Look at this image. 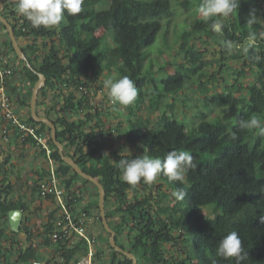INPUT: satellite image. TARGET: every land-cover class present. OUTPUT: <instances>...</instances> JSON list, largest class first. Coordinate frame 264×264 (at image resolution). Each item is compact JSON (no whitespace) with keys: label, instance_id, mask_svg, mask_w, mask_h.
I'll return each mask as SVG.
<instances>
[{"label":"trees","instance_id":"1","mask_svg":"<svg viewBox=\"0 0 264 264\" xmlns=\"http://www.w3.org/2000/svg\"><path fill=\"white\" fill-rule=\"evenodd\" d=\"M16 3L0 0V13L11 22L18 40H28L22 48L31 68L15 53L6 28L0 24L7 33L3 47L15 56L12 61H17L22 80L30 83L19 97L20 105L28 108L23 120L45 133L56 171L65 176L67 190L82 200L90 185L98 196L97 187L63 161L49 127L30 115L32 88L42 73L46 83L39 92L38 105H45L41 114L56 124L65 153L102 183L106 215L118 245L132 252L137 264H235L234 258L225 259L216 251L220 240L235 231L248 253V260L240 264H264V135L259 129L239 126L252 116L264 126V0H239L230 17L208 21L199 11L204 0H198L196 20L186 18L174 45L169 42L173 21L170 0H85L83 12L75 16L65 13L64 20L51 29L34 28L16 11ZM252 16L255 20L249 23ZM215 20L221 23V32L213 30ZM158 39L160 45H156ZM210 39L222 57L219 67L230 69V80L225 81L222 92L208 97L212 82L203 80L208 74L203 66L204 53L196 48ZM228 43L232 45L230 51L225 47ZM176 45L175 54L183 55L184 62L170 55ZM230 59L240 63L230 67L224 63ZM247 69L255 78L252 82L247 81ZM89 74L95 76L97 89H102L109 78L128 76L134 81L136 101L127 107L113 104L121 118L114 131L133 145L134 151L108 148L110 127L90 99ZM191 84H196L195 100L183 99L179 113L180 93ZM49 93L53 94L51 105L45 101ZM210 98L215 105L210 104ZM144 108L146 117L139 113ZM17 132L12 130L11 142L17 141ZM173 150L188 151L197 164L183 182L170 181L163 174L155 183L141 181L135 187L123 180L120 160L142 155L163 160ZM8 162L9 157L0 162V264H71L73 258L86 252L85 241L71 247L60 240L52 241L50 220L42 222L37 234L31 230L28 216L18 231L10 228L9 211L27 213L30 205L24 196H13ZM47 173V168L36 171L33 196L38 191L37 182ZM177 191L185 194L182 200L173 195ZM86 208L99 218L101 230L107 233L98 198ZM22 232L27 243H21ZM40 247H52L53 256L40 253ZM106 247L108 251L103 245L97 247L95 262L131 264L130 258L109 244V238Z\"/></svg>","mask_w":264,"mask_h":264},{"label":"rangeland","instance_id":"2","mask_svg":"<svg viewBox=\"0 0 264 264\" xmlns=\"http://www.w3.org/2000/svg\"><path fill=\"white\" fill-rule=\"evenodd\" d=\"M170 2L173 10V18H172L173 21L170 26L169 42L170 44H173L174 37H176V35L187 24L186 18L190 21H193L194 19L196 20V14L194 10L198 4V0H170ZM105 6L107 5L106 4L101 5V7H105ZM6 37H7V33L0 24V45L6 39ZM18 41L21 46L28 42L26 38H21ZM156 45H160L159 39L157 40ZM5 49H6V53L10 54L12 58H15V56H13V53L8 51L9 48H5ZM196 49H200L204 53L202 57V59L205 62L203 65L204 70L210 75V77L208 78L207 77L208 74H206V76L203 77V80L210 79L212 82L209 85V90L206 93V95L209 97L213 94H217L218 92H222L223 87L225 85V81L230 78L229 77L230 69L226 68L225 66L219 67L218 60L220 59V61H222V57L215 41L210 39L208 42H204L201 45H199ZM176 50H177V45L172 47L171 50L172 52L170 55H172L175 58V60H177L178 62H184L185 60L183 55H176L175 54ZM155 54L156 52L154 51L153 56H155ZM224 63H227L228 65H230V67H236L240 62H236L235 60L230 59L227 62L225 61ZM217 70L218 72H222V73L221 74L215 73V71ZM247 72H248L247 81L252 82L255 79L253 73L248 69ZM17 75L18 77L21 75L19 69ZM219 76H222V78H220ZM88 79L90 81V86H88L87 89L91 90L90 99L92 103L95 104L98 107V109L102 111V119L105 121L106 125L110 127V130H107L108 140L106 143L108 145V148L110 150H116L121 148L126 153H130L134 151L135 147L131 145L127 140H125L124 137L119 136L117 131H114L116 129L115 127L116 121L121 120V118L118 117V113L113 107L111 98L108 95V89L105 86L102 89H97L95 87V84H97V82L94 75L89 74ZM24 83L25 85L27 84V86L29 87L30 83L28 82V80H24ZM195 87L196 84L188 85L186 89L180 93L181 97L178 99L176 106L177 112L180 113L182 111L183 104L181 103L183 99L190 98L195 100V96H196L194 92ZM45 101L48 105H51L53 103V94L49 93L48 96L45 98ZM187 103H189V101ZM210 104L215 105V100L210 98ZM39 106H40V113H43L45 105L40 104ZM24 110L25 113L23 112V116H26L28 108L25 107ZM139 113L144 117L148 115L146 108H144ZM153 117H155L154 113H153ZM6 157H9V162L7 163V167L10 172L9 178L14 186L13 196L15 198H18L19 196H24L25 201L29 203L30 209L27 211V213H23V217L24 216L29 217V221H28L29 226L31 230H33L34 233L37 234L41 230L42 222L45 219L46 206L39 199L37 193L33 196V190L31 187L33 186V178L36 177V171L41 168H47L48 164L41 154H36V149H34L33 146L25 145L24 142L22 143L19 141H15V142L4 141L0 136V162L3 161ZM87 187L89 189V192H86L84 194L83 198L85 199L81 200L82 204L87 203L86 200L89 203L92 199L98 198V196L95 195L94 189L90 185H88ZM139 190L143 193L146 192L141 186L139 187ZM91 230L94 233H99V235H101L100 236L101 245H103V247H105L104 249L108 251L106 245H107V238H109V234L101 230V226L98 221L94 223ZM20 236H21V243L22 244L27 243L26 242L27 235L24 232H22ZM33 240L37 241V236H34ZM39 251L45 256L48 257L53 256L52 247H40ZM43 263H46V261H43ZM100 263L101 260L99 259H97L95 262V264H100Z\"/></svg>","mask_w":264,"mask_h":264},{"label":"clouds","instance_id":"3","mask_svg":"<svg viewBox=\"0 0 264 264\" xmlns=\"http://www.w3.org/2000/svg\"><path fill=\"white\" fill-rule=\"evenodd\" d=\"M85 0H17L16 11L24 16L34 28L39 29L43 26L45 29H51L58 26L65 18V13L75 16L84 11L83 5ZM239 7V0H204L200 6V14L205 21L212 20L216 17L228 18ZM255 20L252 16L249 23ZM216 32L222 31V25L218 20L212 24ZM225 47L230 51L232 45L226 44ZM257 60L261 57L257 56ZM108 89V95L113 104L118 103L125 107L132 105L138 96V89L134 81L128 76L119 79L109 78L104 81ZM243 129H259L260 135H264V126L261 120L252 116L247 121H241ZM236 137L233 135V139ZM123 170V180L129 185L135 187L141 181L146 184L155 183L158 177L163 174L170 181L183 182L185 174L190 169L197 168L193 156L188 151H171L162 160L159 157H150L148 155L138 156L131 160L122 159L119 162ZM173 195L177 200L184 198L182 191L174 192ZM217 255L225 259L234 258L235 264L240 261L248 260V253L242 246V240L235 231L224 236L217 247Z\"/></svg>","mask_w":264,"mask_h":264},{"label":"built area","instance_id":"4","mask_svg":"<svg viewBox=\"0 0 264 264\" xmlns=\"http://www.w3.org/2000/svg\"><path fill=\"white\" fill-rule=\"evenodd\" d=\"M18 69L11 55L0 46V136L2 140L9 141L12 130L17 129V141L33 146L36 154L44 157L48 173L37 183V196L46 206L44 222H52L49 236L52 241L60 240L67 247L85 241L86 252L77 259L73 258L71 264H95L96 249L101 242L99 233L91 229L99 218L87 212V200L82 204L67 190L65 176L56 171L57 163L52 158V148L45 139V133L23 120L22 109L25 107L20 105L19 97L24 95L26 88L21 76L17 75Z\"/></svg>","mask_w":264,"mask_h":264},{"label":"water","instance_id":"5","mask_svg":"<svg viewBox=\"0 0 264 264\" xmlns=\"http://www.w3.org/2000/svg\"><path fill=\"white\" fill-rule=\"evenodd\" d=\"M0 22L4 25L8 32V36L10 38V41L12 43V46L15 50V53L19 56L21 60H23L28 67L31 68L30 63L28 62V59L26 57V54L22 48V46L19 44V41L17 39V36L14 32V28L11 24V22L0 13ZM46 83V77L44 74L39 73L38 80L34 83L31 93V98L29 102V109H30V115L36 122H43L46 124L50 129V135L52 138L53 143L56 145L58 152L63 159V161L67 164H69L74 171L79 174L81 177H83L86 180H89L92 184H94L97 187L98 192V205H99V211H100V217H101V223L104 227V229L109 234V244L118 252L124 254L128 258L131 259V264H137V258L136 256L130 252L129 250L124 249L120 245H118L116 241V232L114 229L110 226L109 220L106 215V208H105V189L100 182V180L93 176L92 174H89L88 172L84 171L79 164L76 162L75 158L71 155H68L65 153L64 145L63 143L58 140L57 137V127L54 121L49 118L48 116H45L38 112V99H39V92L40 90L45 86ZM9 217V224L10 228L14 231H18L22 221L24 219L23 212L20 209H12L9 211L8 214ZM33 264H46L43 262H34Z\"/></svg>","mask_w":264,"mask_h":264},{"label":"crops","instance_id":"6","mask_svg":"<svg viewBox=\"0 0 264 264\" xmlns=\"http://www.w3.org/2000/svg\"><path fill=\"white\" fill-rule=\"evenodd\" d=\"M0 46H2L3 47V44L1 43V45ZM4 48V47H3ZM30 86V85H29ZM25 88H26V90L29 88L28 86H27V84L25 85ZM25 110L24 109H22V115H23V112H24ZM25 113V112H24ZM11 138V137H10ZM9 142H10V139H9Z\"/></svg>","mask_w":264,"mask_h":264},{"label":"flooded vegetation","instance_id":"7","mask_svg":"<svg viewBox=\"0 0 264 264\" xmlns=\"http://www.w3.org/2000/svg\"><path fill=\"white\" fill-rule=\"evenodd\" d=\"M37 110H38V112L40 113V106H39V105H38V109H37ZM24 217H25V216H24Z\"/></svg>","mask_w":264,"mask_h":264}]
</instances>
